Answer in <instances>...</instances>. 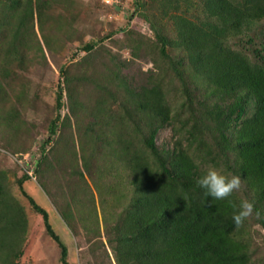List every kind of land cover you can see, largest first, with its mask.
Returning <instances> with one entry per match:
<instances>
[{
    "label": "trees",
    "instance_id": "1",
    "mask_svg": "<svg viewBox=\"0 0 264 264\" xmlns=\"http://www.w3.org/2000/svg\"><path fill=\"white\" fill-rule=\"evenodd\" d=\"M52 1L0 0V63L10 58L5 64L16 62L18 69L25 71L33 62L23 31L33 35L39 52L50 49L43 32L47 20L43 12ZM152 1L159 4L175 31L173 40L165 42L158 32L156 39L183 54L179 61L170 62L177 72L182 98L172 108L153 80L137 90H126V105L108 90L106 97L97 95L87 104L89 126L77 134L80 167L94 175L97 165L111 186L95 185L96 190L109 195L112 205H108L113 210L124 205L120 214L106 222V243L113 259L104 249L106 243L100 242L98 248L108 264H262L253 243L257 236L264 245V0ZM33 3L40 40L33 25ZM197 8L201 16L189 13ZM237 40L240 44H235ZM96 46V42H88L84 48L91 51ZM112 78L120 87H127L119 74L113 72ZM63 90L58 82L57 106ZM0 92H4L1 85ZM4 103L0 96V122L15 129L17 117L11 116L12 111L3 114ZM83 109L78 104L72 109L77 122L83 121L79 116ZM60 120V113H56L49 122L48 136L39 149L41 161L33 167L44 191H48L43 182L48 172L41 168V162L58 133ZM163 127H170L173 133L171 148L156 144ZM63 129L58 144L70 149L73 136L63 137ZM72 160L77 176L83 179L76 156ZM205 162L224 167L225 172H221L226 175H239L242 191L228 200L206 197L195 184L205 171ZM21 171L15 179L19 192L41 217L46 233L59 249L60 263L69 264L66 244L51 226L47 210L26 193L25 183L31 177L26 169ZM77 192L89 197L87 207L90 203L93 207L87 185L71 189L70 195L55 205L73 234L79 223L93 233L82 224L87 219L77 207ZM243 199L253 201L259 215L254 213L237 230L229 201L239 204ZM103 204L100 198V206ZM27 229L25 210L10 192L7 173L0 170V264H17Z\"/></svg>",
    "mask_w": 264,
    "mask_h": 264
},
{
    "label": "rangeland",
    "instance_id": "2",
    "mask_svg": "<svg viewBox=\"0 0 264 264\" xmlns=\"http://www.w3.org/2000/svg\"><path fill=\"white\" fill-rule=\"evenodd\" d=\"M135 2L138 6L134 0H53L43 12L47 18L43 32L49 39L50 49L39 52L33 35L23 31L24 39H29L27 50L33 62L25 71L19 70L16 62L5 64L10 58L0 63V85L4 89L0 96L5 102L3 114L12 111L11 116L17 117L15 129L0 122V170L7 173L10 192L25 210L28 221L26 239L17 264H61L59 249L46 233L41 217L30 209L15 181L16 176H21V168L32 171L29 168L36 161L40 163V145L47 138L48 124L56 113L61 115L58 133L49 142L45 149L46 159L41 162V168L48 172L43 179L48 191L43 190L39 176L33 172V179L25 183V191L47 210L51 226L68 248L69 264H108L106 255L103 256L98 247L100 242L106 243V222L120 214L124 205L113 210L108 205L111 204L107 199L109 195L105 197L96 190L95 185L111 186L97 165L93 169L94 175L80 167L77 134L89 126L87 115L90 106L87 108V104L97 95L106 97L105 91L108 90L111 96L126 105V90H137L138 86H147L153 80L159 83L172 108L177 107L182 98L179 95L181 84L170 62L179 61L183 54L165 43L175 38L173 26L163 17L158 3L152 0ZM32 10L34 30L40 40L35 3ZM189 13L201 16L199 8ZM156 32L163 34L160 35L165 38L162 39L164 43L156 39ZM26 34H29L27 39ZM88 42H96L95 49L86 51L84 47ZM239 42L237 40L235 44ZM160 51L166 56H162ZM113 72L119 74L120 79H125L126 88L113 80ZM58 82L64 89L59 106L55 103ZM77 104L84 107L79 114L81 122H77L72 112ZM63 127V137L70 139L73 136L70 149L58 144ZM171 135L170 127H163L157 133L156 144L171 148L175 141ZM75 156L83 179L77 176V169H73L74 163L71 162ZM57 160L60 162L57 163ZM209 166L208 162L202 165L205 170ZM218 169L224 171V167ZM102 178L107 180L106 183L94 184ZM123 183L127 185L126 180ZM85 185L91 191L93 207L91 203L87 207L89 197L84 198L77 192L75 198L78 199L79 212L87 219L82 224L87 225L91 229L89 231H94L95 236L94 232L83 229L81 223L75 225L73 234L55 205L56 201L62 203L71 189ZM100 198L104 201L103 206H100ZM98 227L100 236H97ZM254 238L256 258L264 264L263 241L257 236ZM104 249L112 260L107 243Z\"/></svg>",
    "mask_w": 264,
    "mask_h": 264
},
{
    "label": "clouds",
    "instance_id": "3",
    "mask_svg": "<svg viewBox=\"0 0 264 264\" xmlns=\"http://www.w3.org/2000/svg\"><path fill=\"white\" fill-rule=\"evenodd\" d=\"M195 184L206 197L213 200H228L234 193L241 192L243 181L239 175L224 174L214 166H209L202 175L198 176ZM233 208L232 221L235 228L240 229L244 222L254 213L259 215L253 201L243 199L239 204L229 201Z\"/></svg>",
    "mask_w": 264,
    "mask_h": 264
},
{
    "label": "built area",
    "instance_id": "4",
    "mask_svg": "<svg viewBox=\"0 0 264 264\" xmlns=\"http://www.w3.org/2000/svg\"><path fill=\"white\" fill-rule=\"evenodd\" d=\"M106 1L108 2V0H106ZM33 165H34V164H33ZM33 167H34V166H32V168H29V169H31L32 171L27 170V174H28L32 179H33V175H32V174H33V173H32V172H33Z\"/></svg>",
    "mask_w": 264,
    "mask_h": 264
}]
</instances>
